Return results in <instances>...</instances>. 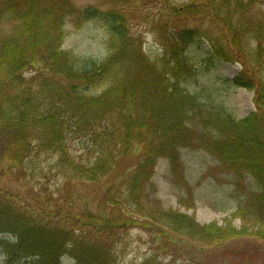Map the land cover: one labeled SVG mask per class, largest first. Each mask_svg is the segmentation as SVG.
Segmentation results:
<instances>
[{"label": "trees", "instance_id": "16d2710c", "mask_svg": "<svg viewBox=\"0 0 264 264\" xmlns=\"http://www.w3.org/2000/svg\"><path fill=\"white\" fill-rule=\"evenodd\" d=\"M254 4L252 0H190L172 15L183 13L207 25L157 26L160 53L149 58L118 11L79 9L71 0H0V132L13 134L3 160L16 170L33 150L49 152L58 158L64 178L78 181V187L100 185L113 197L109 200L113 211L122 214L124 200L137 210L142 207L144 189L160 160L169 164L172 177L185 187L187 208H193L180 151L201 150L217 161L216 170L236 179V186L244 178L257 186L231 220L264 226V69L263 73L258 69L264 65V19L244 17ZM92 19L108 26L109 55L101 62H80L63 48L65 27L69 23L78 29ZM207 26L213 29L208 31ZM202 40L209 45L205 69L213 68L216 61L240 64V73L225 82L253 93L255 111L247 117L236 119L201 92L183 87L197 73L187 50ZM68 133L91 142L97 139L92 165L77 164L69 156ZM131 152L138 154L139 161L123 179L125 198L116 199L113 175ZM35 208L32 204L23 209L0 194V254L8 264H63L64 257L73 264H116L107 244L110 236L66 213L70 207H56L48 218ZM140 211V219L147 221L140 224L151 221L167 236L202 251L221 250L250 236L245 225L236 229L231 220L223 226L199 224L193 216L163 210L157 200ZM254 236L264 239L261 231ZM141 264H157L156 256Z\"/></svg>", "mask_w": 264, "mask_h": 264}, {"label": "rangeland", "instance_id": "374dc122", "mask_svg": "<svg viewBox=\"0 0 264 264\" xmlns=\"http://www.w3.org/2000/svg\"><path fill=\"white\" fill-rule=\"evenodd\" d=\"M71 1L79 9L92 7L103 13L109 10L120 12L127 22L130 36L141 44L144 54L149 58H154L160 53L161 40L157 26L181 28L207 25L205 21L202 23L199 19L190 18L183 13L172 15L174 9L181 10L190 0ZM252 1L255 4L247 10L244 17L259 22L264 19V0ZM206 29L211 31L213 27L207 26ZM109 39L108 26L101 19H92L78 29L68 23L65 27L63 48L72 52L80 62H101L109 55ZM208 51L209 45L205 40L188 48L187 57L197 73L187 80L183 87L189 91L201 92L204 98L222 105L236 119L247 117L255 111L253 93L234 88L225 82L240 73V64L216 61L214 67L207 70L204 68V60L206 64ZM258 69L263 73L264 65ZM12 137L10 131L0 132V194L11 198L13 203L23 209L32 208L34 204V210L37 211L38 208L43 218H48L47 214L52 215L56 207H70L71 209H65L66 213L78 215L81 222L93 225L95 232L100 231L110 236L107 244L117 260L116 264H141L155 256L157 264H264V239L254 236L259 231L264 236V226L253 224L251 221L247 223L240 219L231 220L236 209L246 202L248 193L256 191L257 186L250 178H244V181L236 186V179L216 170L219 164L206 152L196 149L180 151L183 178L191 188L193 208H187L189 200L185 187H182L178 179L172 177L169 164L160 160L151 181L144 189L140 209L150 208V203L157 200L163 210L172 209L193 216L199 224L215 222L223 226L225 220H231L236 229L245 225L250 236L242 243L231 242L221 250L202 251V248L187 242L186 245L181 243L177 237L167 236L151 221L147 225L140 224L145 221L140 219V209L137 210L127 200L120 203L122 214L113 211L109 202L113 197L106 190L100 185L78 187V181L70 183L67 176H62L63 169L58 158L49 152L33 150L25 163L15 170L12 163L3 160ZM95 143L97 139L91 142L80 134L68 133L66 148L77 164L90 166L97 157L98 146L94 145ZM138 161V154L131 152L121 169L113 175L118 184L114 187L116 199L125 198L127 189L123 186V179L131 170V166ZM113 181L114 178L110 183ZM75 187H78L77 192ZM34 200H37L36 204ZM73 220L76 221V218ZM99 220L116 222V225L105 226L100 224ZM126 221L133 223L116 227ZM0 264H7L1 254ZM63 264L72 263L63 260Z\"/></svg>", "mask_w": 264, "mask_h": 264}]
</instances>
